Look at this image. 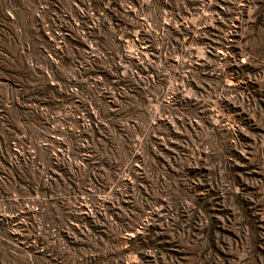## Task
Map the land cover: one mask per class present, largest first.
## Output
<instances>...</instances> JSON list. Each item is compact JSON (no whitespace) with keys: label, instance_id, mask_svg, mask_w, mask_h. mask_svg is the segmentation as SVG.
Listing matches in <instances>:
<instances>
[{"label":"rangeland","instance_id":"obj_1","mask_svg":"<svg viewBox=\"0 0 264 264\" xmlns=\"http://www.w3.org/2000/svg\"><path fill=\"white\" fill-rule=\"evenodd\" d=\"M0 264H264V0H0Z\"/></svg>","mask_w":264,"mask_h":264},{"label":"trees","instance_id":"obj_2","mask_svg":"<svg viewBox=\"0 0 264 264\" xmlns=\"http://www.w3.org/2000/svg\"><path fill=\"white\" fill-rule=\"evenodd\" d=\"M181 127L183 132H187L184 125ZM201 162L202 161L199 163ZM159 170L160 169H148V172H145L144 175H142L144 185L150 184V180L152 179V182L157 183V185L168 186V184L171 183V180L175 179L178 182V188L181 187L179 192L182 193L186 189V186H183V182L186 181L192 183L196 181L194 185L198 190H201L200 197L203 200L208 199L210 196L218 195L221 187L224 185V180H226V178L224 179L225 175L217 174V169H172L174 171L171 175H165L162 178L156 175ZM142 188H138V190L133 191V200L143 201L146 199L143 190H141Z\"/></svg>","mask_w":264,"mask_h":264}]
</instances>
